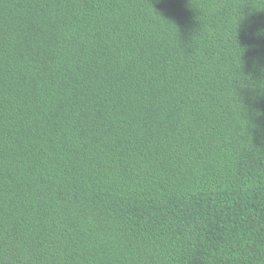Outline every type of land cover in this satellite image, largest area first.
Instances as JSON below:
<instances>
[{
	"label": "trees",
	"instance_id": "1",
	"mask_svg": "<svg viewBox=\"0 0 264 264\" xmlns=\"http://www.w3.org/2000/svg\"><path fill=\"white\" fill-rule=\"evenodd\" d=\"M0 264H264V0H0Z\"/></svg>",
	"mask_w": 264,
	"mask_h": 264
}]
</instances>
